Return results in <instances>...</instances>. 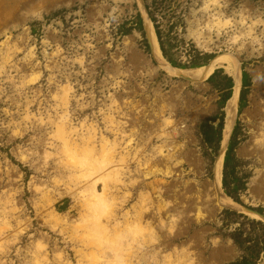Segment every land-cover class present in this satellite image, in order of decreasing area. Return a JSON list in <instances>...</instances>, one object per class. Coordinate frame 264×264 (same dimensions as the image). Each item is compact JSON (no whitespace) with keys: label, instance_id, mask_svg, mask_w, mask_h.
Segmentation results:
<instances>
[{"label":"rangeland","instance_id":"374dc122","mask_svg":"<svg viewBox=\"0 0 264 264\" xmlns=\"http://www.w3.org/2000/svg\"><path fill=\"white\" fill-rule=\"evenodd\" d=\"M143 14L164 60L185 69L171 68L192 71L218 60L213 73H222L211 83L210 75H166ZM233 64L240 85L221 191L240 212L220 207L213 188L227 106L216 86L226 89ZM65 86L72 88L67 110L54 100ZM65 113L71 142L81 146L94 130L96 149L102 139L117 142L115 161L126 158L107 225L123 230L141 212V224L157 237L135 246L130 264H167L168 256L170 264H264V0H0V223L10 225L0 233V264H88L82 254L89 251L71 228L90 182L71 191L63 185L78 173L61 165L51 138L52 122ZM224 172L239 203L224 192ZM51 214L65 220L56 229Z\"/></svg>","mask_w":264,"mask_h":264},{"label":"bare ground","instance_id":"6f19581e","mask_svg":"<svg viewBox=\"0 0 264 264\" xmlns=\"http://www.w3.org/2000/svg\"><path fill=\"white\" fill-rule=\"evenodd\" d=\"M142 16H143V23H144L146 35L148 38L147 41L149 42L152 56L157 62L158 67L162 71H164L166 75L172 77H181L188 81L203 80L206 79L209 75L211 76L216 66L219 65L218 60L212 61L206 67L195 69L192 71H176V69L174 70L173 68H171V66L163 59L161 55L156 40V36L154 34V30L150 22L148 21V19L145 17L144 14ZM227 71H229V73H231L232 75V79L234 81V89L232 91L233 93L230 100L226 104L227 105L225 109L226 116H225L224 127L222 130V138L220 143L221 154L218 156L214 164V170H213L214 171L213 188L215 191L214 193L216 194V201L218 202L220 207L221 206L227 207L239 211L240 207L237 204L233 203V201L229 200L221 191L222 155L227 146V142L230 137L232 127L234 124L235 115H236L237 96L240 85V71L238 67L235 64H233V66L229 67ZM29 82L31 84H34L37 81L36 78H33ZM71 89H72L71 87L65 86L61 89L60 96L56 95L54 97V100H56L59 103V107L61 109L65 108L67 110V106L70 101L69 94L71 92ZM113 105L114 106L116 105L115 102H113ZM66 113L60 117L58 116L59 121L57 120V122L55 123L52 122V125L54 126V131L51 138L60 144L58 155H60L63 158L61 162L64 161L63 163H61V165L63 164L62 166H64L65 169H67L69 172L78 173V175L69 176L67 178V183L65 184H63V181H61V179L59 180L58 178H57L58 180L55 179L52 182L54 183V185H59V186L62 183L69 191H71L70 185L76 188L77 186H79V184L83 185L81 184L82 182H90V184L87 185L85 189L79 193L80 196L78 197L82 199L81 200L82 205H80V207L83 208L82 209L83 212L79 214L78 221L75 222V224L71 228L76 236L78 234L80 235V238L78 240L80 241L82 247H84L86 250L89 251L88 254H82V256L84 259L87 260L88 264H130L129 258H131V255H133L132 251L134 247L135 246L141 247L143 244L147 242V240L150 243L156 242L157 237L155 234L156 233L155 229H153L154 230L153 231L152 229L145 227L141 224V215H142L141 212L140 213L137 212L136 222H134L133 220L134 223L131 222L132 224L131 223L125 224L126 226L125 229L123 230L119 229V226L117 224L116 226L114 225L115 227H111V228H109L107 225L110 219L114 217L112 214L114 212V208L116 205V199L111 195V191H113L114 189L113 190L111 189L122 184L121 176H123L124 173H121L122 167L120 166L127 165L126 158L121 157L119 161L117 162L115 161L117 142L115 144V143L107 142L104 139H102L101 145L99 146L100 148L96 149L97 147L94 146L95 144L92 145V143L95 141L94 130L89 131L86 137L81 136V142H82L81 146H78L76 145V143L71 142L72 140L70 141L69 139L71 138L72 133L66 130L67 129L66 123L68 122V118H69L67 117ZM49 121L51 122V120ZM108 121L111 122L112 124L114 121L113 117L110 116L108 118ZM40 122L42 123V120H40ZM171 123L172 121L170 119L169 120L167 119V121L165 122L166 127L170 126ZM69 136L70 138L68 139ZM162 152H163L162 150H159V154L162 155ZM49 158H51V154H45V159L48 160ZM111 167L112 168L117 167V169L111 170L109 169ZM107 169L111 171L110 172L107 171L108 173H105ZM99 185H101L102 187L100 192L98 191ZM36 190L39 191L40 189H36ZM46 196L48 195L46 194ZM147 198L148 197L146 196L145 197L142 196L141 204H144ZM241 210L244 209L241 208ZM252 214H248V215L251 216ZM50 216L51 217L49 220H50V224L52 223V229H56L58 226L63 224V221H65V220L63 221L60 220V218L58 217V215L56 216V214L55 215L51 214ZM7 221L8 220L6 219L2 223H0L2 225V227L0 228V233H2L1 231L6 230V228L8 230V227L10 225L8 224ZM172 228L173 227L171 226V229ZM35 249L37 252H42L44 246L42 245L41 242H37V244L35 245ZM106 253H110L112 255L110 260L107 256L108 254ZM152 256L154 257V255ZM57 257L58 259H61V256H57ZM36 260H37L36 264H43L41 263V260L40 261L38 259ZM166 260H167V264H170L172 262L171 257L169 256L166 258ZM43 261L45 262V259H43ZM177 263L179 264L180 260H178ZM188 264H192V263H188Z\"/></svg>","mask_w":264,"mask_h":264},{"label":"trees","instance_id":"16d2710c","mask_svg":"<svg viewBox=\"0 0 264 264\" xmlns=\"http://www.w3.org/2000/svg\"><path fill=\"white\" fill-rule=\"evenodd\" d=\"M151 21H153V20L151 19ZM155 29H157L156 26H155ZM156 36H157V38H158V41H160V37H158V32H157V30H156ZM160 49H161V51H162L163 56L166 58L165 53H164L162 47H160ZM163 59H164V58H163ZM166 59H167V58H166ZM167 61H168L169 65H170L171 67H173V68L185 69L184 67L177 66L175 63H173V62L170 61V60H167ZM191 67H192V68H196V69H199V67L202 68L201 65H192ZM221 73H222V71H220V70L215 71V72L209 77V79L207 80V82H208V83L213 82V80H214L218 75H220ZM224 79L226 80V83H227V87H226V89H225L224 87H221V86H220V83H218V85L216 86V88H217L219 91H221V92H224V91H225V94L223 95V99H222V104H221V105H222V106H221L222 108H223L224 104H225L226 102H228V100L231 98V89H232V87H233V82H232V79H231V78H229V77H224ZM248 84H249V83H248V80H247V75H246L245 73H243V74H242V87H243V89H245V88L248 86ZM243 95H244V90H243L242 94L240 95V97H241V98H240V102L242 101ZM220 110H222V109H220ZM222 116H223V114L220 115V117H219L220 120H222V118H223ZM229 151H230V149L228 150V152H229ZM228 152H227L226 157H225V162H227L228 159H229V157H228ZM225 164H226V163H225ZM222 187H223L224 192H225L226 195H228L229 197H231L236 203H239L238 199L232 197V196L230 195V193H228L227 190H226V187H227V174H226V172H224V175H223ZM263 243H264V241H263ZM232 264H252V263H249V262L247 261V259H242L241 261H239V262H235V263H232Z\"/></svg>","mask_w":264,"mask_h":264},{"label":"water","instance_id":"95a60500","mask_svg":"<svg viewBox=\"0 0 264 264\" xmlns=\"http://www.w3.org/2000/svg\"><path fill=\"white\" fill-rule=\"evenodd\" d=\"M149 43V42H148Z\"/></svg>","mask_w":264,"mask_h":264}]
</instances>
